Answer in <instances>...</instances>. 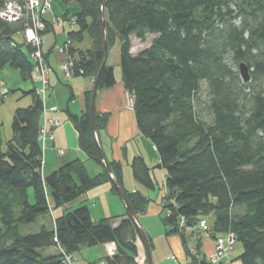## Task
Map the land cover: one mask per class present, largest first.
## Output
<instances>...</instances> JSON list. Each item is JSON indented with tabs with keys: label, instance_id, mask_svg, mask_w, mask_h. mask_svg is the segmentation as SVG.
I'll list each match as a JSON object with an SVG mask.
<instances>
[{
	"label": "trees",
	"instance_id": "obj_1",
	"mask_svg": "<svg viewBox=\"0 0 264 264\" xmlns=\"http://www.w3.org/2000/svg\"><path fill=\"white\" fill-rule=\"evenodd\" d=\"M9 1L21 0H0V11ZM100 1L61 0L78 8L70 19L68 13L62 17L74 20L75 29L67 33L65 42L74 59V77L94 80L104 43L108 52L119 41L121 82L132 98L137 129L153 144L157 167L166 173L168 214L162 219L166 234H180L191 264H208L190 254L183 232L198 228L205 217L212 220L206 227L211 237L235 236L242 248L240 264H264V0ZM31 26L26 15L14 22L0 18V68L19 71L24 81L32 79L37 64L31 55L38 48L14 37L23 36ZM51 30L53 26L46 23L38 36L43 38ZM148 34L157 37L133 56L131 37L144 43ZM85 35L90 48L71 46ZM51 50L41 51L47 62ZM242 62L249 69L246 83L238 72ZM114 84L113 68L105 64L97 91ZM203 85L205 104L201 103ZM27 94L31 103L15 109L11 138L4 141L0 130V264H65L64 255L72 256L81 246L109 243L116 250L102 264H137L139 238L128 217L116 226L114 218L94 222L86 206L53 216L54 210L95 187L111 184V179L133 215L144 214L149 200L125 190L121 164L107 162L112 177L105 172L97 146L107 115L95 112L94 134L87 91L84 110L70 117L79 149L100 167L98 174L90 175L85 163L75 159L44 177L39 140L44 104L35 88ZM130 169L137 183L155 190L150 169L140 156L132 159ZM111 192L118 196L112 184ZM39 219L37 232L23 234ZM146 239L151 249L152 242ZM49 249L64 255L45 254Z\"/></svg>",
	"mask_w": 264,
	"mask_h": 264
},
{
	"label": "crops",
	"instance_id": "obj_2",
	"mask_svg": "<svg viewBox=\"0 0 264 264\" xmlns=\"http://www.w3.org/2000/svg\"><path fill=\"white\" fill-rule=\"evenodd\" d=\"M130 52L132 54V50ZM48 64L51 69L50 71H52L49 58ZM48 74L46 92L51 86ZM114 78L115 84L111 88L98 90L95 96V112L99 115H107L106 124L98 134L99 146L107 162L121 164L123 187L125 190L139 192L149 200L144 214L137 216L136 222L145 237L152 242V248L149 249L151 264H191L180 234H166L168 229L162 223V219L168 214L165 208L166 202L164 201V197L167 194L164 183L166 173L164 169L157 167L159 165L157 151L153 144L141 136L137 129L132 110V98L122 85L121 75L115 74L114 71ZM35 79H37V82H40L38 77L35 76ZM73 79L70 82V86L66 87L65 98L64 93L56 92V87H54L53 83L52 93L50 94L49 92L47 95V97L49 96L48 100H44L46 99V92L44 99L41 98L44 104L45 113L43 112V114L46 120L56 119L59 121L55 127L46 124V132L51 133L53 139L49 140L47 136L44 143H41L43 157L42 174L44 177L75 159L84 162L85 165L89 163L87 156L79 149L78 134L70 117L79 116L84 110V93L91 91L93 79L84 78L81 88L75 84V81L80 78L73 77ZM41 88L42 84L38 85L35 89L39 91ZM53 108H55V111L51 110ZM137 156H140L150 169V174L156 184L155 190H148L134 180L130 163ZM100 170V167L97 166L94 173L98 174ZM82 206L88 208L90 217L94 222L102 218H114L112 224L116 226L120 220L127 217L125 205L119 196L112 194L110 183H104L95 187L61 209L54 210L53 216L58 217L65 212ZM205 219L207 226H211L212 220ZM206 231L207 228L202 231L197 227L195 229H184L186 244L194 246L195 250L197 249V245H199L198 252L200 255L198 253L197 255L201 256L203 260H206L213 252L216 238L223 237V235H218L216 238H213ZM193 233L198 235V240L195 235V237H191ZM136 248V263L148 264L146 250L139 239L136 241ZM115 250L114 243L94 248L81 246L79 252L73 254L71 258L74 264H102V259L106 256H112ZM241 252L242 249L232 247L227 257L228 262L230 264H240L238 257Z\"/></svg>",
	"mask_w": 264,
	"mask_h": 264
},
{
	"label": "rangeland",
	"instance_id": "obj_3",
	"mask_svg": "<svg viewBox=\"0 0 264 264\" xmlns=\"http://www.w3.org/2000/svg\"><path fill=\"white\" fill-rule=\"evenodd\" d=\"M78 11L77 6L75 5H68L65 6L61 0H52L51 1V6L49 8V11L47 12L46 15L42 18L44 21H46L47 24L53 26V30L50 32L46 33L43 36L42 40V46H41V51L46 54L51 50L49 54V63L52 67V71L49 72L48 77L51 82V86L46 92V99L48 100L49 96L47 95L52 93L53 90V85L56 87V92H62L64 93V98H65V92H66V87L70 86V82H72L74 79H65L62 74L59 71V67L61 64L64 63V57L63 55L59 52V48L62 47V45L66 42L67 38V33L70 32L71 30L75 29L74 26V20L71 21H63L62 17L65 13L69 14V19L70 16ZM46 27V26H45ZM25 35V34H24ZM24 35H17L14 37V39L18 42L23 41ZM157 36L154 34H148L146 36V40L144 43L140 42L136 38H131V49L132 50V55L136 56L140 51L148 48L152 41L156 38ZM71 46L75 49H81V50H86L90 48V40L87 35L84 36L82 42H77L74 41L71 43ZM140 48V49H138ZM106 65L111 66L113 68V71H115V74H120L121 75V69H120V43L118 40H116V43L114 44L113 47L109 49L107 52V60H106ZM35 76L37 77L36 73L34 72L32 75V79L24 81L21 79V76L19 74V71L14 70L10 68L9 66H5L4 68H0V130H1V135L4 141H7L11 138V122H12V117L15 109L17 108H26L30 105L31 103V97L30 95L27 94L30 90L33 88H37L38 85H40V82H37V79H35ZM80 79L75 81V84L77 87L81 88L82 82L84 77H78ZM8 90V94L3 96V91ZM207 99L206 96V90L204 85L202 86V97H201V103L205 104ZM88 171L90 174H95L94 170L97 168V166L89 161L86 165ZM52 223V221H51ZM42 224V220L39 219L38 222L35 225H32L28 228H24L22 230L23 234L27 232H37L38 226ZM183 224L181 223L180 227ZM181 232V231H180ZM184 232V230H183ZM197 233V232H195ZM193 235L191 234V237H195L197 239L198 235ZM199 233V232H198ZM195 235V236H194ZM198 240V239H197ZM215 243V241H214ZM188 245V244H187ZM235 249H242L239 243H235L234 246ZM189 252L192 254L194 257L198 259V261L203 260L202 257L197 256V252L195 250L194 246H191L190 244L188 245ZM214 248V245H213ZM231 251V249H230ZM229 251V253H230ZM62 253L60 250L56 249H49L46 250L44 253L45 254H56V253ZM212 254V253H211ZM210 254V255H211ZM64 255V254H63ZM200 255V254H199ZM205 260L208 264L209 263V257ZM64 263L65 264H74L71 256H65L64 255ZM230 264V263H229Z\"/></svg>",
	"mask_w": 264,
	"mask_h": 264
},
{
	"label": "built area",
	"instance_id": "obj_4",
	"mask_svg": "<svg viewBox=\"0 0 264 264\" xmlns=\"http://www.w3.org/2000/svg\"><path fill=\"white\" fill-rule=\"evenodd\" d=\"M52 0H21L9 1L6 2L4 8L0 11V18L7 22H14L19 20L23 15L29 16L31 20V27H28L24 32L23 41L30 43L34 47L38 48L32 55V59L37 64L35 68V73L38 77V80L42 84L41 90L37 91V94L44 99L45 92L47 90V74L50 72V67L48 62L43 58L39 48L42 45L43 38L38 36V33L45 29L46 23L42 19L44 15L47 14L51 6ZM59 52L64 57V63L60 65L59 71L65 79H72L74 77V59L68 55V44H63L59 48ZM33 72V73H34ZM82 72H79V75H82ZM33 75V74H32ZM8 93V90L3 91L5 96ZM55 111V108L51 109ZM45 113V109H44ZM58 120L51 119L46 120L44 114L41 120V127L39 131V140L40 143H44L46 137L48 136L49 140L53 139L51 133L46 132V124L51 127L58 125ZM207 227V221L205 218H201L198 224V229L204 231ZM236 243V238L233 234H226L223 237H218L215 240L213 252L209 257L210 264H229L227 257L229 255L230 249Z\"/></svg>",
	"mask_w": 264,
	"mask_h": 264
},
{
	"label": "water",
	"instance_id": "obj_5",
	"mask_svg": "<svg viewBox=\"0 0 264 264\" xmlns=\"http://www.w3.org/2000/svg\"><path fill=\"white\" fill-rule=\"evenodd\" d=\"M101 4H103V0L100 1ZM100 18H101V21H102V30L104 31V25H103V13L101 12L100 13ZM106 60H107V49H106V44L104 43V52H103V58H102V62H101V65H100V68L98 70V73L96 74L94 80H93V85H92V88H91V91H90V104H89V112H90V119H91V127H92V132L95 134V124H94V114H95V109H94V103H95V96H96V92H97V85H98V80H99V76H100V73L103 69V67L105 66L106 64ZM238 72H239V75H240V78L242 79L243 82H248L249 79H250V76H249V69H248V66L245 64V63H240L238 65ZM98 151H99V154L102 158V161L104 163V169H105V172L107 173V175H109V177L111 178L112 176L110 175V170L108 168V165H107V161L105 160V157H104V154H103V151L102 149L100 148L99 144H98ZM111 184L113 185V187L115 188V190L117 191L118 193V196L119 198L121 199V201L124 203L125 205V209H126V214H127V217L128 219H130L135 227V230L137 232V236L139 238V240L141 241V243L143 244L145 250H146V258H147V263L148 264H151V259H150V254H149V246H148V243H147V239L143 233V231L141 230V228L139 227V225L137 224L136 222V217L133 215L130 207L128 206L126 200H125V197L122 193V191L120 190V188L114 183V181L111 179Z\"/></svg>",
	"mask_w": 264,
	"mask_h": 264
}]
</instances>
